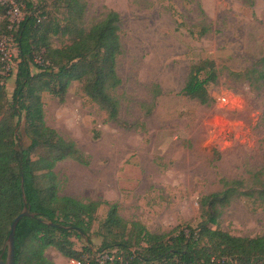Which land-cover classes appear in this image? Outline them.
Here are the masks:
<instances>
[{
	"label": "rangeland",
	"instance_id": "1",
	"mask_svg": "<svg viewBox=\"0 0 264 264\" xmlns=\"http://www.w3.org/2000/svg\"><path fill=\"white\" fill-rule=\"evenodd\" d=\"M32 1H41L51 18L67 17L56 0ZM83 1L87 29L110 10L120 15L122 82L115 90L120 122L85 94L82 82L71 84L63 102L42 93L47 124L90 156L89 165L57 163L60 194L103 202L89 233L72 237L75 247L81 250L90 240L100 246L109 203L117 204L127 222L139 221L153 233L197 225L200 199L222 190V177L244 180L246 190L253 173L264 172V0ZM4 19L0 15V23ZM69 41L51 37L57 47ZM0 49L7 56L0 80L11 100L17 71L13 32L2 37ZM204 60L214 61L217 70L206 104L182 92L192 66ZM219 227L234 235H263L264 204L235 197L223 208ZM46 256L71 264L54 247Z\"/></svg>",
	"mask_w": 264,
	"mask_h": 264
},
{
	"label": "trees",
	"instance_id": "2",
	"mask_svg": "<svg viewBox=\"0 0 264 264\" xmlns=\"http://www.w3.org/2000/svg\"><path fill=\"white\" fill-rule=\"evenodd\" d=\"M21 1L26 4L24 18L11 29L10 4L0 0V15L6 18L0 23V41L13 32L17 50L11 100L0 80V254L11 223L24 206V182L36 216L23 217L17 225L15 264H55L46 256L50 247L80 264H264V234L240 236L219 227L223 208L235 197L244 195L264 204L263 171L253 173V185L246 190H242L244 180L222 177V190L200 199L199 223L168 233H153L139 221L127 222L117 204L109 203L100 246L95 248L90 240L81 250L75 247L72 237L89 233L103 202L60 194L57 163L74 159L89 165L90 156L47 124L42 93L49 92L63 102L71 84L82 82L85 94L110 120L120 122V101L115 94L122 82L117 71L122 52L120 15L110 10L87 29L82 25L83 0H56L65 10V19L41 11V1ZM59 35L68 36L70 43L54 46L51 37ZM4 63L0 58V78ZM216 78L214 61L196 63L182 92L206 104L210 100L207 85Z\"/></svg>",
	"mask_w": 264,
	"mask_h": 264
},
{
	"label": "water",
	"instance_id": "3",
	"mask_svg": "<svg viewBox=\"0 0 264 264\" xmlns=\"http://www.w3.org/2000/svg\"><path fill=\"white\" fill-rule=\"evenodd\" d=\"M22 188H23L24 206H23L22 211L15 217V219L11 223L8 238L5 242L4 249L2 253L0 254V264H15L16 263L15 235H16L17 225L23 217H33L34 218L36 216V213L32 212L30 209L27 196L24 192V182H23ZM5 255L6 257H4Z\"/></svg>",
	"mask_w": 264,
	"mask_h": 264
},
{
	"label": "built area",
	"instance_id": "4",
	"mask_svg": "<svg viewBox=\"0 0 264 264\" xmlns=\"http://www.w3.org/2000/svg\"><path fill=\"white\" fill-rule=\"evenodd\" d=\"M3 3H9L8 19L9 28L13 29L17 27L24 18L23 9H25L26 4L21 0H2ZM7 56L4 51L0 49V58L2 61H6ZM71 264H80L79 261L75 259L70 260Z\"/></svg>",
	"mask_w": 264,
	"mask_h": 264
}]
</instances>
